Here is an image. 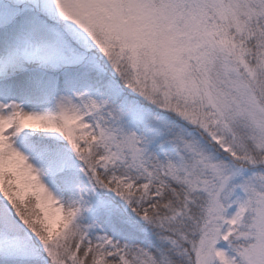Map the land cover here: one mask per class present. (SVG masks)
<instances>
[{
	"label": "snow or ice",
	"instance_id": "obj_1",
	"mask_svg": "<svg viewBox=\"0 0 264 264\" xmlns=\"http://www.w3.org/2000/svg\"><path fill=\"white\" fill-rule=\"evenodd\" d=\"M0 264H264V0H0Z\"/></svg>",
	"mask_w": 264,
	"mask_h": 264
}]
</instances>
